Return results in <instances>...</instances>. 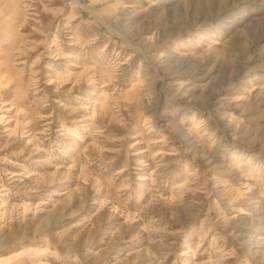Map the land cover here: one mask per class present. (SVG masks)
<instances>
[{
  "label": "rangeland",
  "instance_id": "rangeland-1",
  "mask_svg": "<svg viewBox=\"0 0 264 264\" xmlns=\"http://www.w3.org/2000/svg\"><path fill=\"white\" fill-rule=\"evenodd\" d=\"M0 264H264V0H0Z\"/></svg>",
  "mask_w": 264,
  "mask_h": 264
}]
</instances>
